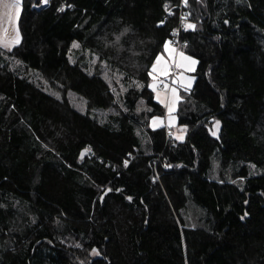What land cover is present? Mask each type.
I'll use <instances>...</instances> for the list:
<instances>
[{"label":"trees","instance_id":"obj_1","mask_svg":"<svg viewBox=\"0 0 264 264\" xmlns=\"http://www.w3.org/2000/svg\"><path fill=\"white\" fill-rule=\"evenodd\" d=\"M39 2L0 44V264H264V0ZM177 34L182 141L150 126Z\"/></svg>","mask_w":264,"mask_h":264},{"label":"rangeland","instance_id":"obj_2","mask_svg":"<svg viewBox=\"0 0 264 264\" xmlns=\"http://www.w3.org/2000/svg\"><path fill=\"white\" fill-rule=\"evenodd\" d=\"M40 0L37 6L42 2ZM50 3V0H49ZM16 0H0V44L13 47L22 42L19 19L22 12V0L14 7ZM198 59L183 49L167 41L151 67V89L155 100L165 108V114L152 118V129L164 127L177 141L185 138V128L178 125V108L183 90L193 88L196 81ZM76 106L82 105L76 96L71 95Z\"/></svg>","mask_w":264,"mask_h":264},{"label":"built area","instance_id":"obj_3","mask_svg":"<svg viewBox=\"0 0 264 264\" xmlns=\"http://www.w3.org/2000/svg\"><path fill=\"white\" fill-rule=\"evenodd\" d=\"M187 0L185 2V0H180V4H179V11H182L184 9V7L186 6ZM49 0H43L38 6V9L44 8L49 6ZM174 14V10L173 9H167V16L164 18V21L166 22L170 17H172ZM181 29H185V26H181ZM174 45L177 46V48H180L181 42H180V38L178 36V34L176 36H174V41L172 42ZM167 135H168V139H171V133L170 131L167 130Z\"/></svg>","mask_w":264,"mask_h":264},{"label":"water","instance_id":"obj_4","mask_svg":"<svg viewBox=\"0 0 264 264\" xmlns=\"http://www.w3.org/2000/svg\"><path fill=\"white\" fill-rule=\"evenodd\" d=\"M91 153V150L89 148L82 149L80 152V158L84 159L85 157L89 156ZM111 192V189H107L101 196V201L104 200V198Z\"/></svg>","mask_w":264,"mask_h":264},{"label":"snow or ice","instance_id":"obj_5","mask_svg":"<svg viewBox=\"0 0 264 264\" xmlns=\"http://www.w3.org/2000/svg\"><path fill=\"white\" fill-rule=\"evenodd\" d=\"M186 2V0H185ZM18 4H19V0H16V4L14 5V7H18Z\"/></svg>","mask_w":264,"mask_h":264}]
</instances>
